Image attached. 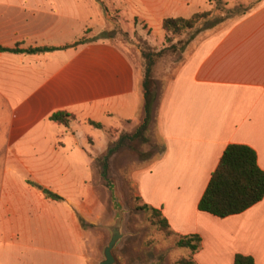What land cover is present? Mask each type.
<instances>
[{"label":"crops","instance_id":"crops-1","mask_svg":"<svg viewBox=\"0 0 264 264\" xmlns=\"http://www.w3.org/2000/svg\"><path fill=\"white\" fill-rule=\"evenodd\" d=\"M130 2L133 3L124 0L123 6ZM64 3L60 0H0V48L51 50L36 54L0 52V62L19 59L37 64L42 63L40 58L43 57L52 65L50 59H57L58 48H68L74 63H83L82 59L88 58L90 68L95 69L90 71L94 83L90 87L93 92H100L99 96H105L102 102L106 104L108 117L135 109L126 120L120 117L122 123L118 129L126 132L130 127H140L144 119V67H136V78L130 69L131 62L121 50L110 48L104 55L82 56L75 47L77 36L59 42L68 34L75 35L73 25L81 22L80 7L71 0L68 6ZM108 3L114 15L125 14L114 0ZM193 3L194 0H137L160 25L167 17L192 15ZM136 18L151 29L144 18ZM115 24L125 29L120 22ZM126 31H137L135 23ZM29 67L33 69L32 65ZM55 74L49 78H55ZM71 75L75 81V72ZM14 76L17 77L18 72H9L5 82L0 79V150L7 142L2 133V121L11 125L15 111V102L11 104L6 95L13 97L19 93V87L7 82ZM21 76L30 79L31 86L26 88L28 95L45 92L44 85L34 86L36 79L32 72L21 73ZM25 102L28 104V99ZM58 111L66 112L64 108L55 110ZM154 115L155 131L163 152L147 168L133 175V185L142 204L158 210L174 234L201 238L200 249L193 255L195 264H233L236 255L249 257L254 264H264V198L245 212L224 219L198 210V203L227 146L243 145L252 149L259 169L264 172V0L245 16L198 41L187 52L165 83ZM56 125L68 132L71 128V124L68 127ZM2 160L4 165L6 158L1 155L0 164ZM26 189L22 191L30 198L23 199L19 198L18 186H0V250H4L6 256L9 252L8 258L15 246L13 240L19 234L23 236L18 229L19 205H30L32 198L38 204L45 203L41 191H30V188L27 192ZM75 206L79 213L72 216V233L80 244L83 229L76 218L82 220L85 205ZM42 215L37 219L39 222H50L49 213ZM86 223L91 224L87 220ZM60 255L70 261L78 258L73 250Z\"/></svg>","mask_w":264,"mask_h":264},{"label":"rangeland","instance_id":"rangeland-1","mask_svg":"<svg viewBox=\"0 0 264 264\" xmlns=\"http://www.w3.org/2000/svg\"><path fill=\"white\" fill-rule=\"evenodd\" d=\"M62 1L65 2L63 5L68 6L69 0ZM71 1L80 7L81 22L73 25L75 35L68 34L59 42L70 41L77 36L75 47L82 56L104 55L106 49L110 48L121 50L131 62L130 69L136 78V67H146L142 54H148L153 61V118L165 83L183 62L187 52L198 41L236 20L230 18L208 30L205 29L206 25L199 22L194 29L173 38L164 33L162 24L147 13L145 5H138L137 0H132L133 3L126 6H123L124 0H114L121 6L124 15H114L109 10L111 6L108 0ZM217 1L194 0L190 11L192 15L215 12ZM243 1L221 0L227 9L240 4L249 7L257 4L258 0ZM105 8L109 14H106ZM192 15L184 18L189 19ZM136 17L144 18L151 29ZM116 21L125 29L116 25ZM133 23L137 31H126ZM58 51L57 59H50L52 65L43 57L40 58L42 63L37 64L33 61L20 62L19 59L0 62L1 82H5L9 72H18L17 77L7 82L19 87L18 95H6L11 104L15 102V111L12 124L3 120L1 125L7 142L0 150V156L6 158L5 164L3 160L0 164V186H18L19 198L23 199L30 198L22 191L28 187L30 191L45 189L61 199H46L41 192L45 199L43 205L33 198L30 205H19L18 229L23 236L19 234L13 240L15 246L9 258V252L6 256L5 251L0 250V264H99L110 239L107 226L119 214L122 218V239L112 251L114 264H195L193 255L177 248L178 238L157 224L158 218L142 209L143 204L133 185L134 173L147 168L163 149L153 119L144 129L140 124V127H130L126 132L120 131V117L126 120L134 114L135 109L124 115L122 111L121 115L108 117L106 104L102 102L105 96L101 97L98 95L100 92L91 90L93 82L90 71L95 69L90 68L88 58L82 59L83 63H74L68 48H58ZM160 51L163 52L158 57L151 58ZM25 72H32V77L36 79L34 86L44 85L45 92L42 90L28 95L26 88L31 86L30 79L21 76ZM72 72H75V81ZM53 73H56L55 78H49ZM1 103L4 109V101ZM59 108H64L73 117L69 132L49 120V115ZM7 112L12 113L9 109ZM3 119H6V114H3ZM88 121L100 124L101 129L90 127ZM136 133L138 137L132 139ZM7 168L10 169L8 172ZM82 203L85 205L82 208L85 215L80 214L82 220L76 218L83 229L79 244L78 238L73 237L71 219L79 213L75 205ZM43 213H49L50 222L37 220ZM72 250L76 251L78 257L72 261L60 255Z\"/></svg>","mask_w":264,"mask_h":264},{"label":"trees","instance_id":"trees-1","mask_svg":"<svg viewBox=\"0 0 264 264\" xmlns=\"http://www.w3.org/2000/svg\"><path fill=\"white\" fill-rule=\"evenodd\" d=\"M212 1V0H211ZM210 2V1H209ZM259 0L257 1V4ZM257 4L249 7L242 5L227 9L221 0L215 3V12H206L202 14H194L191 18H168L162 21V29L166 34H170L173 38L179 37L183 33L194 29L199 23H203L205 29H212L219 24H222L230 18H241L251 11ZM213 14L215 16H213ZM168 42V39H167ZM51 51L47 48L41 49H4L0 48V52L12 54H36ZM164 51V50H163ZM163 51L158 52L154 57H158ZM142 58L146 61L143 91H144V119L141 128H146L149 122L153 119L152 107L155 102V97L151 90L153 81L151 80V68L153 61L148 54H142ZM49 120L58 125L68 127L73 120L72 116L66 112L58 111L53 113ZM90 126L96 129H101L99 124L88 122ZM136 133L132 139H136ZM163 149L160 153L162 154ZM40 189V188H39ZM46 199L60 201L56 195L48 192L45 189H40ZM264 198V172L257 165L256 153L247 146L229 145L224 150L219 161L218 167L211 175L209 183L198 203V210L207 213L213 217L224 219L227 217L239 215L252 206L259 203ZM142 209L151 213V216L158 218L157 224L161 225L169 233L177 237V248L187 250L191 255L197 253L200 249L201 238L198 235L179 236L174 234L169 228L166 220L158 210L149 206L143 205ZM233 264H254L249 257L236 255Z\"/></svg>","mask_w":264,"mask_h":264},{"label":"water","instance_id":"water-1","mask_svg":"<svg viewBox=\"0 0 264 264\" xmlns=\"http://www.w3.org/2000/svg\"><path fill=\"white\" fill-rule=\"evenodd\" d=\"M121 220V214H119V217L110 226H107V230L110 233V239L103 249V260L99 264L115 263L112 251L116 247L118 242L122 239V235L120 233Z\"/></svg>","mask_w":264,"mask_h":264}]
</instances>
